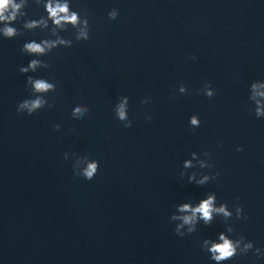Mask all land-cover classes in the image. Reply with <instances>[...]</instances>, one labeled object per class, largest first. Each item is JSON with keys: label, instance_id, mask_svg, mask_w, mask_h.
<instances>
[{"label": "clouds", "instance_id": "clouds-1", "mask_svg": "<svg viewBox=\"0 0 264 264\" xmlns=\"http://www.w3.org/2000/svg\"><path fill=\"white\" fill-rule=\"evenodd\" d=\"M26 0H21L20 3H17L16 0H0V22L11 23L17 19V15L20 12V9L24 6ZM47 11L50 15V18L57 26H62L64 23H71L73 26L78 24V15L75 12L69 13V5L67 2L65 3H53L50 2L46 5ZM118 16V12L116 9L111 10L108 13V17L110 20H116ZM87 20L84 21V24L87 25ZM36 26V21H32L30 23H26L25 27L32 28ZM3 32L5 37H13L17 34V29L14 27L6 26L3 29H0ZM90 37L86 30H81L79 35L77 36V40L87 41ZM57 43H70L66 41H44L43 45L40 43H27L24 45V51L32 54H42L46 51V49H51L56 46ZM41 62L39 60H32L27 68H20L19 71L21 73L28 72L29 69L35 70L36 67ZM46 66V65H45ZM28 81L33 84V89L35 93H44L49 90H54L55 85L49 83L43 79L33 80L32 77H28ZM261 87L258 83H253V89H259ZM181 91H184V88H181ZM207 97L211 98L213 96V92L209 89L204 93ZM256 95L264 96V92H256ZM48 103L40 96H36L34 99H24L22 103H19L17 106L18 113H26L31 116L34 113H37L40 109L44 107V105ZM259 103V102H257ZM89 109L87 107L81 106L77 104L72 109V117L77 119H83L85 113H88ZM116 118L119 121H127V123H123L125 128H130L132 126V121L128 118V114L125 109V105L122 103L116 109ZM256 114L259 116L261 114V109H256ZM151 119V117H149ZM200 119L196 116L191 117V127L197 128L200 126ZM56 130H59V125L54 126ZM237 151H243V148H237ZM205 155H209V152L205 151ZM195 156V153H193ZM64 158L67 159V152L64 153ZM84 162V166L80 167V163ZM188 166V164H186ZM203 167L212 168L213 165H202ZM74 175L80 177L86 181H91L96 176L99 170V161L95 159H89L87 156L77 157L76 162L73 164ZM220 173L214 172L212 173V178L216 179ZM209 180V176L205 175L201 180L197 181V184L204 185ZM216 194L213 193L208 195L206 199H203L199 202V204L195 207H192L190 204H182L179 207V211L181 213H189L182 216H173L172 219H179L182 221L181 224L177 225L175 228V232L179 236H184L185 234L180 231V229L188 225V233H193L196 231V224L198 221L202 220L205 225H210L213 220V215H222L225 219L232 217V212L229 211V207L227 203H221L219 207L215 206L216 202ZM239 198L237 197V200ZM236 206V219H247V216L243 214V208L238 203ZM229 233L234 231L233 228L229 227ZM219 243H211L210 247L209 241H204V246L206 247L207 252L209 253L210 259L215 262V264H221V262H226L234 259L238 255H246L249 251L254 250L257 256L264 255L260 248H254V244L250 240H246L245 237L240 236L238 239H232L223 233L219 236ZM241 244L243 245L241 247Z\"/></svg>", "mask_w": 264, "mask_h": 264}]
</instances>
